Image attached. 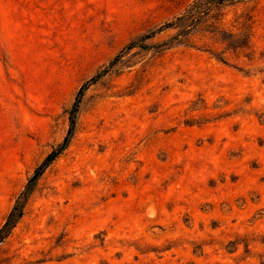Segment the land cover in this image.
Returning <instances> with one entry per match:
<instances>
[{"label": "rangeland", "instance_id": "374dc122", "mask_svg": "<svg viewBox=\"0 0 264 264\" xmlns=\"http://www.w3.org/2000/svg\"><path fill=\"white\" fill-rule=\"evenodd\" d=\"M191 1L0 0V224L81 85ZM248 10L249 57L135 48L88 87L0 264H264V0Z\"/></svg>", "mask_w": 264, "mask_h": 264}, {"label": "trees", "instance_id": "16d2710c", "mask_svg": "<svg viewBox=\"0 0 264 264\" xmlns=\"http://www.w3.org/2000/svg\"><path fill=\"white\" fill-rule=\"evenodd\" d=\"M254 1L192 0L182 12L172 19L130 40L107 66L83 83L69 110L70 126L67 134L35 167L0 224V253L27 214L43 174L70 145L76 132L77 117L83 96L91 84L113 71L114 67L122 61V57L135 48L145 51L153 49L155 53H162L168 48L182 44L206 51L224 63L229 62L230 54L236 56L242 54L249 57L255 18L251 10L240 13L238 8ZM233 10L234 20L230 24L227 22V17ZM162 32H168L167 38L155 43L149 42Z\"/></svg>", "mask_w": 264, "mask_h": 264}]
</instances>
